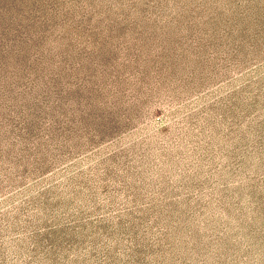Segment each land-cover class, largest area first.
I'll return each instance as SVG.
<instances>
[{
  "label": "rangeland",
  "instance_id": "1",
  "mask_svg": "<svg viewBox=\"0 0 264 264\" xmlns=\"http://www.w3.org/2000/svg\"><path fill=\"white\" fill-rule=\"evenodd\" d=\"M0 264H264V0H0Z\"/></svg>",
  "mask_w": 264,
  "mask_h": 264
}]
</instances>
